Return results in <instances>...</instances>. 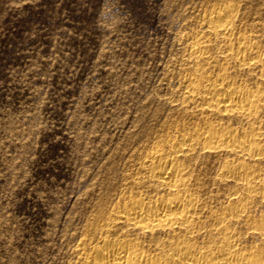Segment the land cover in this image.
I'll list each match as a JSON object with an SVG mask.
<instances>
[{
  "label": "rangeland",
  "instance_id": "rangeland-1",
  "mask_svg": "<svg viewBox=\"0 0 264 264\" xmlns=\"http://www.w3.org/2000/svg\"><path fill=\"white\" fill-rule=\"evenodd\" d=\"M224 6L236 9V33L264 45V0H0V264H76L138 191L146 153L199 121L206 104L185 99L188 45ZM221 41L210 71L223 64ZM234 77L264 88L260 68ZM226 156L200 153L192 166L214 208L229 193L217 178ZM247 198L263 219L262 187ZM239 227L264 264V234Z\"/></svg>",
  "mask_w": 264,
  "mask_h": 264
},
{
  "label": "bare ground",
  "instance_id": "bare-ground-1",
  "mask_svg": "<svg viewBox=\"0 0 264 264\" xmlns=\"http://www.w3.org/2000/svg\"><path fill=\"white\" fill-rule=\"evenodd\" d=\"M235 10L212 11L204 20L206 31L188 45L192 67L185 99L206 104L196 105L199 121L146 153L132 182L138 191L114 205L89 244L82 245L76 264L261 263V251L243 244L239 226L264 234V218L255 221L247 214L249 194L257 186L264 190L256 168L264 163V88L259 83L250 88L234 74L260 68L264 76V45L235 32ZM212 37L223 43L217 71H210ZM204 152L227 155L217 178L229 193L218 208L207 204L193 175L195 158Z\"/></svg>",
  "mask_w": 264,
  "mask_h": 264
}]
</instances>
